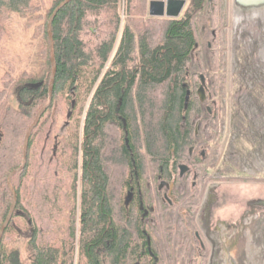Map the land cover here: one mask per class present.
<instances>
[{
  "label": "trees",
  "instance_id": "16d2710c",
  "mask_svg": "<svg viewBox=\"0 0 264 264\" xmlns=\"http://www.w3.org/2000/svg\"><path fill=\"white\" fill-rule=\"evenodd\" d=\"M46 1L0 0V45L14 12L37 40L30 67L15 73L10 59L0 82V230L15 201L11 186L16 192L0 264H206L209 246L196 234V218L211 180L207 168L215 166L205 161L217 143L224 90L217 27L224 1L188 0L179 16H162L149 14L150 0H69L52 21L53 49L48 22L63 0ZM206 6L212 71L204 68L197 26ZM181 163L189 171L176 204L186 199L187 207L172 217L173 255L160 182L178 181ZM151 213L159 249L145 226Z\"/></svg>",
  "mask_w": 264,
  "mask_h": 264
},
{
  "label": "rangeland",
  "instance_id": "374dc122",
  "mask_svg": "<svg viewBox=\"0 0 264 264\" xmlns=\"http://www.w3.org/2000/svg\"><path fill=\"white\" fill-rule=\"evenodd\" d=\"M223 1L225 13L217 27L223 33L218 53L223 60L224 90L219 96L217 143L213 144L205 161V165L212 162L215 166L207 168L211 180L200 199L197 219L209 246L206 264H264V203H250L264 200V181L231 179L235 176L264 179V3L247 6L237 0ZM197 26L204 68L212 71L208 33L213 25L207 6L198 15ZM7 29L0 45V82L9 68L8 60L16 62L15 73L30 67V56L37 42L32 27L27 28L17 12L12 14ZM196 70L192 55L191 71ZM211 81L212 76H209L207 82L212 86ZM200 97L203 106L209 107L210 101L203 91ZM63 125L62 119L61 133L66 132ZM201 138L198 134L197 140ZM184 177L175 192L184 190ZM197 198L192 194L190 199L196 201ZM145 199L151 207L148 193ZM185 207L186 199H182L180 204H170L164 211L173 255L177 229L172 217ZM151 221L152 213L146 218L145 226L159 249L157 238L150 229ZM195 260L202 259L197 257ZM183 261L179 259L176 264H183Z\"/></svg>",
  "mask_w": 264,
  "mask_h": 264
},
{
  "label": "water",
  "instance_id": "95a60500",
  "mask_svg": "<svg viewBox=\"0 0 264 264\" xmlns=\"http://www.w3.org/2000/svg\"><path fill=\"white\" fill-rule=\"evenodd\" d=\"M69 0H63L62 2H60L57 7L54 9L49 22H48V34H49V39H50V44H51V48L53 49V35H52V21L55 17V15L57 14L58 10L65 4L67 3ZM186 0H150V7H149V14L150 15H162V16H179L181 14L182 8L185 4ZM238 3L242 4V5H260L264 3V0H237ZM51 61H52V65H53V72H52V78H51V83H50V97H49V101L51 100L52 97V90H53V85H54V79H55V72H56V61L54 58V55L52 54L51 56ZM202 76V81H205V77L204 74L201 75ZM203 91V93L205 94V91L203 89V85L200 87V92ZM190 97V90L187 91L186 93V103L188 102ZM48 104H45L37 113L35 120L33 121V123L30 125L27 135H26V143H25V152H24V159L22 164L14 169L10 175H9V183L11 185V177L14 174V172H16L18 169L22 168L25 164H26V155H27V147H28V136L30 134V131L33 129V127L38 123L41 115L44 113L45 109L47 108ZM209 111L211 112V107L209 106ZM127 143L129 144V140L128 138L126 139ZM189 170V166L185 163H181L180 164V175H184L187 171ZM173 185V183H172ZM11 189L14 193V197H15V201L12 205V208L10 210V213L6 219V222L4 223V225L1 227L0 230V240L2 238V234L4 232V229L9 221V219L11 218L13 209L15 207L16 204V192L13 189V187L11 186ZM133 196V192L129 191L128 196L126 201L129 202L131 200ZM149 243L151 242V236H149L148 238Z\"/></svg>",
  "mask_w": 264,
  "mask_h": 264
},
{
  "label": "flooded vegetation",
  "instance_id": "af4514ba",
  "mask_svg": "<svg viewBox=\"0 0 264 264\" xmlns=\"http://www.w3.org/2000/svg\"><path fill=\"white\" fill-rule=\"evenodd\" d=\"M187 2H188V0H186L184 6L182 8V11L184 10ZM210 45H211V42H209V46ZM191 150H193V149H191ZM188 171L184 175H182V176L180 175L179 178H178V181H175V180H172V181L162 180L160 182V190L163 193V197H164L165 200H168L171 205L176 204V195H181L184 192L185 187H186L185 179H186V174L188 173ZM183 177L185 178L184 182H183L184 183L183 184L184 185V190L181 193H177V192H175V188L180 183V181L183 179ZM172 183H173V185H172ZM193 184L195 185L196 181H194ZM250 203L251 204H255V205H261V204L264 203V200H255V201H251ZM196 220H197V224H198V219L196 218ZM198 227H199V230L196 231V234L199 237V239L201 240V243L203 244L204 241H206V243H208L207 240L205 239L204 232L202 231V229H201L199 224H198ZM197 251H199L198 247H197Z\"/></svg>",
  "mask_w": 264,
  "mask_h": 264
}]
</instances>
